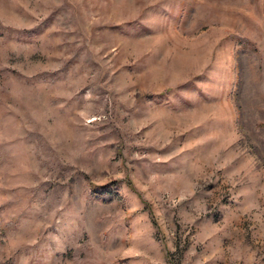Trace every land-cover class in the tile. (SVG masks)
I'll list each match as a JSON object with an SVG mask.
<instances>
[{"label": "rangeland", "instance_id": "374dc122", "mask_svg": "<svg viewBox=\"0 0 264 264\" xmlns=\"http://www.w3.org/2000/svg\"><path fill=\"white\" fill-rule=\"evenodd\" d=\"M0 264H264V0H0Z\"/></svg>", "mask_w": 264, "mask_h": 264}]
</instances>
